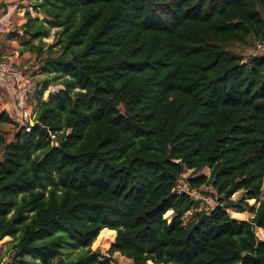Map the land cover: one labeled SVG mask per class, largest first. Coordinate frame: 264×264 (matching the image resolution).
<instances>
[{"label":"trees","instance_id":"16d2710c","mask_svg":"<svg viewBox=\"0 0 264 264\" xmlns=\"http://www.w3.org/2000/svg\"><path fill=\"white\" fill-rule=\"evenodd\" d=\"M29 6L43 17L7 39L53 74L28 100L33 124L0 112V264H264V0ZM116 232L108 256L92 250Z\"/></svg>","mask_w":264,"mask_h":264},{"label":"rangeland","instance_id":"374dc122","mask_svg":"<svg viewBox=\"0 0 264 264\" xmlns=\"http://www.w3.org/2000/svg\"><path fill=\"white\" fill-rule=\"evenodd\" d=\"M7 4V12L3 13L0 16H5L12 20V24L10 27L14 28L15 30L22 25L26 19L25 16L28 12H30L34 17H43V15L39 12H35L32 6H29L31 1L35 0H3ZM10 33L8 28L0 22V49H4L3 57L8 58V60L13 61L18 65L20 70L23 72V80H28L31 84V93L29 94V100H33V104H36L34 100V95L36 91L41 88L44 84V76L46 74L52 75L53 73L50 72H41L39 70L41 66V61L37 58V53L35 51H28L25 52L23 55H20V49L23 42V37L8 41ZM56 41V29L53 28L51 33L48 37L43 38L44 46L43 50H46L51 44ZM37 44L39 43L38 40L35 41ZM58 47H55V49ZM46 56V53L43 55ZM57 86L52 85L49 90L44 93L45 99H50L53 95L57 92ZM18 88L17 84L6 79L2 84H0V112L3 108H9L10 105L11 113L15 118H18L20 124L29 122L30 124L34 123L35 114L33 113V105L28 106L27 109H23L19 105L18 97ZM6 104V105H5ZM22 122V123H21ZM4 132L6 133L8 140L11 141L14 137L15 131L17 130L15 127L11 125H4L3 127ZM206 174L210 173V169L206 168L204 170ZM191 175V171H187L183 178L180 180V190L188 189L186 180ZM206 190V189H204ZM241 192H237L233 198H238L241 196ZM192 195L200 199L201 202L197 209H205L207 207H214L216 205L215 200L212 197H205L201 193L197 191H193ZM249 204L253 207H257L258 203L255 199H250ZM196 210H192L190 213L185 215L184 221L187 224L193 215L195 214ZM229 212L231 216L240 218V219H250L254 214L247 208L245 210H240L236 208H230ZM165 217L170 221L173 217L172 211L165 214ZM256 234L259 238L264 239V229L263 228H256ZM117 232L114 234V238L111 234L105 233L102 235H98L97 239L92 244V250H99L102 254L108 256V251L115 241ZM13 238L8 236L4 239L0 240V256L6 252L8 246L12 242ZM111 264H134L133 261L120 253H116L111 260ZM153 264V263H152Z\"/></svg>","mask_w":264,"mask_h":264},{"label":"built area","instance_id":"2783aa9c","mask_svg":"<svg viewBox=\"0 0 264 264\" xmlns=\"http://www.w3.org/2000/svg\"><path fill=\"white\" fill-rule=\"evenodd\" d=\"M0 22L5 25L9 31H14L15 29L10 27L12 24V20L9 18H0ZM23 35V32H20ZM258 48L260 51L264 50V46L259 45ZM23 72L20 70L18 65L13 61L8 60V58H0V84L4 81V79H9L10 81L17 84L18 88V97L19 105L23 109L28 108V100L29 94L31 93V84L28 80H23Z\"/></svg>","mask_w":264,"mask_h":264},{"label":"crops","instance_id":"0c3cea01","mask_svg":"<svg viewBox=\"0 0 264 264\" xmlns=\"http://www.w3.org/2000/svg\"><path fill=\"white\" fill-rule=\"evenodd\" d=\"M4 18H7V17H5V16H4V17H2V19H4ZM5 80H6V79H4V81H5ZM4 81H3V82H4ZM5 105H6V104H5ZM8 106H9V108H10V105H8Z\"/></svg>","mask_w":264,"mask_h":264},{"label":"water","instance_id":"95a60500","mask_svg":"<svg viewBox=\"0 0 264 264\" xmlns=\"http://www.w3.org/2000/svg\"><path fill=\"white\" fill-rule=\"evenodd\" d=\"M56 140H54V142H55Z\"/></svg>","mask_w":264,"mask_h":264},{"label":"bare ground","instance_id":"6f19581e","mask_svg":"<svg viewBox=\"0 0 264 264\" xmlns=\"http://www.w3.org/2000/svg\"><path fill=\"white\" fill-rule=\"evenodd\" d=\"M261 228V227H260Z\"/></svg>","mask_w":264,"mask_h":264}]
</instances>
